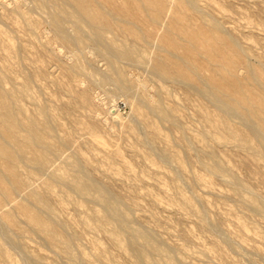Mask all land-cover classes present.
Returning <instances> with one entry per match:
<instances>
[{"label": "rangeland", "instance_id": "obj_1", "mask_svg": "<svg viewBox=\"0 0 264 264\" xmlns=\"http://www.w3.org/2000/svg\"><path fill=\"white\" fill-rule=\"evenodd\" d=\"M19 1L20 3L18 1H16L18 3H14V0H0V7H3V4H7L6 8L10 9L5 11L16 13L14 15H17L20 11L25 12V14L28 12L29 14L27 13L26 15L30 19L36 21L40 27L38 28V26H35L32 30L27 29L28 31L24 28L25 31L23 32L28 34L26 35L22 32L15 33V31H11L13 28L8 22V28L10 26L12 28L9 30L7 28V21H4V19H2L3 24L0 22V26L4 30L6 29L13 38V40L11 38L10 41H14L16 46L22 44L23 46L30 48L33 52L32 54L28 53V55L20 49V46H17L20 49L23 63L25 62L23 66L25 69L23 67V70L21 69L22 71L25 70V73L16 70L12 71L10 76L20 82L24 81L28 71L31 73L33 69L27 67V65L34 60L37 62L40 61V63L45 60V63L43 64L51 66L48 72L50 76L47 79H45L47 75L46 73L44 74L39 71L35 72L33 69L34 76L36 75V82L43 86L44 93L50 98V102L43 96L37 83L35 84L34 89L38 94L41 93V99H45L51 107H58L55 111L56 117L59 122L64 123L63 128L68 131V135L74 138L76 147H78L79 150V153L76 154V156H79L80 158L84 156L85 158H88L91 163H95V167L91 164L89 166L93 174L99 178V174L103 172V170L110 172V177H103L101 178L103 179L102 181L105 182L107 180L106 182H110L117 191L124 192L123 194L127 195V199L131 198L129 199L131 202L135 200L141 203L143 208L138 206L135 207L133 205L134 208H132L130 204L125 206L126 210L132 217V225L134 227H146L148 233L152 235L151 238L157 239L156 241L161 246L170 250V253L176 258L178 264H251L253 261L252 264H264V214L255 208L253 209L254 206L244 199V197L248 199L251 197H258L263 201H261V204H264V164L261 160H257V158L247 149L234 146L231 143L219 144L209 137L206 138L204 130H207L208 128L205 126L203 114L208 113L212 117L230 122L233 126L239 128L244 134L251 137L255 143H258L259 140H261L263 142L261 146L262 148H264V134L250 123L251 121L249 118L243 116L240 117L236 114L227 97H223L221 104H216L212 101L211 96L203 91L190 89L191 80L188 82L189 86L180 81L166 80L167 82H164V79L162 80V78L157 75L155 76V74L152 73L147 61L150 55L159 53L172 62L177 61L170 52L160 46V41L155 40L148 35V33L167 35L165 27L155 24L153 26L151 22L139 23L138 26L136 25L134 28L135 31L141 28L145 29L143 39H138V41H141V44L137 39H133L135 38L134 32L128 31L124 22L116 20L115 23L121 33L114 31L108 32L107 35L112 38L116 37L119 40V43L123 40L129 43H131L130 41H133V44H137L136 46L142 49L141 53L144 57L141 61L122 60L124 61L122 62L123 64L120 61L119 65L122 66V68L125 67V69L123 68L124 70L122 69V77L125 82H123V84L119 82L116 83L117 79L115 78L116 75L114 70L112 69L106 55L101 52L103 47L97 43L96 39L94 40V38H91L94 36L91 32H88L90 28L88 29L86 25L83 26L84 28L82 31L86 30L88 33H86V31L85 33L81 32V35L83 36V42L81 41L82 44L81 42L77 43V45L74 42H66L56 34L52 27L51 15L53 9L47 4V0H29L31 2H28L27 0ZM209 2H213L218 9L209 6L205 0H198L199 9L203 10H188L186 11V14L190 16L194 22L200 25L208 26L210 23L209 20L213 18V16H216L214 18H220L217 20L219 21L222 30L229 26H232L233 28L235 26L236 29L234 28L233 31H227V28L224 32L227 35L230 33L233 34V32L236 34L240 44L245 49V52H248L247 60L250 63L255 66L261 64L264 65V0H209ZM8 3H11L12 7L11 4L9 6ZM39 6L43 9H40ZM16 7L19 10L16 9ZM35 8L38 9L36 10ZM38 10L39 13L37 12ZM204 11L210 13H205L207 15H204ZM222 12L231 15V17L228 19L224 18ZM33 14L38 16L35 17ZM186 14L184 13L183 15ZM208 14H210V16ZM18 16H20V14H18ZM204 16L207 19H203ZM37 18L42 21L40 22ZM68 21H70L76 29L75 24L77 25V23H73L70 19H68ZM21 23L24 24V22ZM71 23L68 24L67 22L68 25ZM221 23L224 25L223 27L221 26ZM67 24L65 25V28H69L70 31L73 30L74 32L65 29L66 34L69 36L74 35L75 29H71ZM68 32L71 34H68ZM16 34L19 35L17 36ZM33 34V38L41 39H37L38 42L33 38L27 39L29 36L32 37L31 35ZM119 34H123L125 38L123 35L120 36ZM24 35L28 37L26 38ZM179 35L183 37L181 34ZM178 37L177 39L183 43V40ZM78 45L82 50H80V48L78 49ZM5 51V49H0V55H4ZM79 51L84 54L81 55ZM106 51L109 53L111 52L109 48H106ZM72 52L75 53V55ZM77 54L78 56H76ZM36 55L40 57L41 60H39ZM196 57L202 64L205 66L208 65V61L200 54H196ZM181 61L182 60L180 59V63H182ZM129 62L131 64L134 63L130 65ZM142 63H144V65H142ZM53 64L55 66H53ZM80 64H82L83 67L86 65L88 72H86V67H84L85 70L83 69V71H79V73L75 71L78 78L76 75L75 77L73 73L69 74L68 72L67 75L66 68H70L68 66L72 65L71 67H76V65ZM139 65L141 68H139ZM144 67L147 68L144 70ZM26 68L31 70H27ZM89 72L91 77L94 79L96 78V80L93 81V78L89 76ZM105 75L107 76V79ZM238 75L239 77H244L246 75V70L240 68ZM79 76L82 77V79L79 78ZM67 82L68 92L64 89ZM8 85L10 86L11 84L9 83ZM124 85L126 87H124ZM130 87L131 90H128ZM163 92H166V94ZM84 95H88V101H84ZM139 97L141 99H146L147 101L144 100L139 103ZM52 101H55V103ZM155 103H162L167 106L168 109H171L178 125H172L169 122L161 120L156 116L158 114L150 113L149 107L151 104ZM138 105L139 110L144 116L141 114L137 115L138 113L136 112H138ZM111 107L118 110V112L116 111L118 117L115 118L114 116L112 117L111 114L109 115L108 112ZM141 116L147 121L154 122L156 125H148L145 128V122ZM138 117L142 118H140L141 121H138ZM132 119H136V122H134L137 123V125H135ZM139 122H141L144 127L141 124L138 127ZM132 124L137 127L134 126L136 130L142 127L141 129L143 130H139V132L143 131L141 136H138L140 133L134 131V128L131 129V126H133ZM144 129L146 131H144ZM156 129H160L162 134L156 139L155 144H152V146L150 145L151 143L147 141H149L150 133L156 131ZM142 135L145 136V139L147 137L146 144H142L144 143ZM206 142L209 143L210 147L215 149L218 155L221 154L220 156H224L229 166H232V168L236 170V174L244 184L243 187L236 185L237 183L235 180L224 173L219 174L210 171L201 162L199 157L201 156L203 147L201 148L200 145L204 146ZM147 143L150 147H153V150L155 148V153L149 148V145L147 146ZM164 145L165 147L168 146L178 157L176 162H168L169 160L166 159L162 153ZM159 147H162V150H160L161 148ZM158 151H160V155L165 157L167 163L162 160L164 159L163 156H157L159 154ZM70 152L72 153V151ZM70 152H68L69 155L71 154ZM70 158L73 159V156ZM57 164L63 171H69L72 174H76L75 169L71 167L69 163L63 160H58ZM195 176L200 177L202 182L198 184L194 180ZM221 176L224 178L226 177L227 179H223ZM52 190V198L58 213L62 217L69 218L71 221L76 222V227L79 232H81V235L76 238L74 251L77 255L79 253V259H82L80 251L82 250L85 252L90 261L84 262V264L137 263L133 249H126L125 253H123L112 243L111 240L108 239L103 231H91L78 223L80 218L94 217L92 212L93 208H96L100 214H104L103 208L100 204L85 198L75 190L61 183H55ZM185 196L192 198L196 208L200 210L201 213H204L205 221L207 223L205 227L202 225L201 217L194 214L190 205L185 203ZM197 196L201 199L199 197L196 198ZM205 198L208 199L212 205H207L204 201ZM25 204L28 203L25 202ZM203 205H205V209L209 211V216L207 215L208 213L206 214V212H204L205 209H202ZM133 214L138 217L139 220H137ZM207 216L208 219L210 218L208 221L210 224L215 220L213 223L215 225L211 224L212 228H210V224L207 222ZM140 218L145 225L140 223ZM17 222L28 232L26 237L19 239L22 242L24 241L23 243L33 251L46 253L47 258L44 259L45 262L48 264H75L67 255L61 253L60 249L53 248L43 237H41V234L30 230L26 216L23 213L17 215ZM146 222H149V225ZM153 225L154 229L152 228ZM216 227L225 231L223 232V230ZM155 228L157 231H155ZM188 228L193 230L196 237H198L197 239H191L188 237ZM215 228L217 229V232ZM218 232H221V234L223 232V234L227 236L224 237V235H221L220 233L218 235ZM126 234L127 233L125 232V235ZM128 235L129 233L127 234V237ZM157 237H159L160 241H158ZM227 237L231 240H228ZM232 239H234V241ZM167 242L170 245H175L174 248L173 246L170 248V245L167 246ZM7 243L6 245L0 237V245L2 244V248L8 251L16 264H22V261L26 258L28 259L25 247L18 246V250V247L15 245L14 247L10 242ZM76 246L77 248H75ZM20 248L22 249L21 252ZM101 250L104 251L103 259L97 257ZM206 250L210 253H207ZM248 251L254 252L249 253ZM22 253L23 255L25 254L24 257H21ZM179 255H181L182 258H179ZM153 257L155 259H162V256H158V254H154ZM0 264H10L5 261L1 253Z\"/></svg>", "mask_w": 264, "mask_h": 264}, {"label": "bare ground", "instance_id": "obj_2", "mask_svg": "<svg viewBox=\"0 0 264 264\" xmlns=\"http://www.w3.org/2000/svg\"><path fill=\"white\" fill-rule=\"evenodd\" d=\"M14 1V3H20L19 0ZM27 1L31 2L29 0ZM47 1V4L53 9V13L51 15L52 27L54 28L56 34L64 41L74 42L77 45V43H80L83 38L81 32L85 33L86 31H82L84 28L83 26L86 25L88 29L90 28L88 32H91V34L94 36L91 38H94V40L96 39L97 43L101 45V47H103L101 52L106 55L110 65L112 66V69L114 70V73L116 75L115 78L117 79H115L117 81H115L116 83L119 82L123 84V82H125L123 81L124 78L122 77L125 67H123V69L122 66L119 65L120 61L121 63L124 62L122 60L141 61L144 58L141 53L142 49L140 47H137V44H133V41H130L131 43H129L123 40L119 43V40L116 37L112 38L107 35L108 32L114 31L121 33L115 23L116 20L124 22L127 30L134 32L135 38L133 39H137V41L138 39H143L145 35L144 28H141L143 30H134L136 25L138 26L139 23L151 22L153 26L155 24L165 27L167 35H161L158 33L156 35L148 33V35L153 37L155 40L160 41V46L170 52V54L174 56L177 61L172 62L159 53L150 55L147 61L149 63L150 69L152 70V73L155 74V76L157 75L158 77L162 78V80L164 79V82H167L166 80H172L176 82L180 81L181 83L189 86L188 82L191 80L190 89H194L195 91H203L204 93L211 96L212 101L216 104H221L223 97H227L232 104L233 111H235L236 114H238L240 117L243 116L249 118V120L251 121L250 123L257 127L264 134V65L261 64L263 62L260 61L261 65L255 66L247 60L248 52H245V49L240 44V41L238 40L236 34L234 32L233 34L230 33L234 30L235 26L234 28L232 26L227 27L228 29L223 28L224 30L227 29V31H230L229 33L231 35H227L220 27L218 21L220 18H214L216 16H213V18L209 20L210 23L208 24V26L200 25L194 22L192 18L186 14V11H202L203 9H199L200 7L198 6V0ZM205 1L209 6L217 8V6H215L213 2L211 3L209 2V0ZM14 3L12 2L13 5ZM8 4L10 6L11 3ZM6 5L7 4H3V7H0V22L2 23V19H4V21H7V28L10 23L13 29L10 26L8 28L9 30L11 28V31H15V33L22 32L28 35L26 32H23L25 31L24 28L26 29V31H28L34 29L35 26H38V28L40 27L39 24L36 23V21L30 19L26 15L28 12L25 14V12L20 11V13H18L20 14V16H18V14L14 15L16 13H9L5 11L10 9H7ZM39 8L41 9L42 7L39 6ZM16 9L18 8L16 7ZM35 9L37 10L38 8ZM205 11L203 12L204 15H207L205 13H210ZM37 12L39 13V10ZM184 13L186 15H183ZM208 15L210 16V14ZM222 15L227 19L231 17V15L225 14L223 12ZM37 16L38 15H36L35 17ZM38 18L37 20L40 21V19ZM68 19L73 21V23H77V25L75 24L76 29L73 27V24L68 21ZM203 19L207 18H205L204 16ZM21 22H24L26 27ZM67 22L68 24L71 23L72 25H68ZM66 24L68 27L70 26L71 29H75L74 35L69 36L66 34V30L68 31L69 29L65 28ZM221 26L223 27L224 25H222L221 23ZM70 32H68V34ZM88 32L86 31V33ZM179 34H181L183 37H181ZM119 35L121 36L123 34ZM31 36L32 37L29 36V38H27L28 36H26V38L32 39L34 34ZM176 36H179L180 39L183 40V43L180 42ZM123 37L125 38L124 35ZM11 38V35L6 31V29L4 30L0 26V49L6 50L4 52V55H0V237L2 238L4 243L6 244L7 242H10L13 246L15 245L16 247H25V249L27 250L28 259L26 258L27 260L25 259L24 261H22V264H48L44 261V259L47 258L46 253H43L41 251H33L23 243L24 241L22 242L19 239L26 237L28 233L27 230L22 228L17 222V215L19 213H23L26 216L30 230L41 234V237H43L53 248L60 249L61 253L67 255L69 259L75 264H84V262L90 261L84 251H80L82 259H79V253L77 255L74 251L76 238L81 235V232H79L76 227V222L71 221L69 218L62 217L56 210L55 203L52 198V189L55 183H61L75 190L85 198H88L91 201L100 204L103 208L104 214H100V212L96 208H93L92 212L94 214V217L80 218L78 223L82 224L84 227L91 231H103L108 239L111 240L112 243L116 245L123 253H125L126 249H133L137 260L136 264H178L176 258L170 253V250H167L163 246H161L156 241L157 239L151 238L152 235H150L146 227L143 226L145 224L143 223L141 218L140 223H142V226L145 228H141L139 225V227H134L132 225V217L126 210L125 206H127V204H130L132 208H134L133 206H138L141 208V203L135 200L131 202L129 200L131 198L127 199V195L123 194L124 192L117 191L110 182H106L107 180L105 182L102 181L103 179L101 178L110 177V172L103 170V172L99 174V178L98 176L93 174L89 166L91 164L95 167V163H91L90 160L88 158H85L84 156L81 158L79 156H76V154L79 153V150L78 147H76L74 138L68 135V131L64 130L63 128L64 123L59 122L56 117L55 111L58 107L53 108L50 104H48V102H46V100L50 102V98L44 93L43 86L36 82V75L34 76L33 69L35 70V72L39 71L44 74L46 73L47 75L45 79L49 78L50 75L48 72L51 66L43 64L45 63V60L43 62L41 61L42 63H40V61L37 62L33 59L34 61L27 65V67L33 68V72L31 71V73H29L28 71V74H26L24 81L20 82L10 76V73L12 71H22L23 68L25 69V67H23L25 62L23 63L20 49L27 54L33 53L30 48L23 46L22 44L19 45L21 47L19 49V46L17 45V47L14 41H10ZM138 42L141 43V41ZM79 48L80 47L78 45V49ZM106 48H109L111 52L109 53L108 51H106ZM80 50L82 49L80 48ZM73 54L75 55V53ZM83 54L81 53V55ZM196 54H200L204 59H206L208 61V65L205 66L204 64H202L200 60L197 59ZM76 56H78V54ZM30 57L32 58L31 55ZM36 57L38 56L36 55ZM38 58L39 60H41L40 57ZM180 59L182 60V63H180ZM132 64L130 63V65ZM60 65L63 66L62 64ZM142 65H144V63H142ZM53 66L55 65L53 64ZM71 66H68L70 67L69 69L66 68L67 75L69 72V74L73 73L74 76H77L76 72L79 73V71H83L84 67H86V65H84L83 67L82 64L76 65V67ZM139 68H141L140 65ZM145 68L147 67H144V70ZM240 68L246 70V75L244 77H239L240 74L238 75V71ZM26 69L28 70L29 68ZM24 71L22 72L25 73ZM86 72H88V70ZM89 76L91 77L90 72ZM79 78L82 79V77L80 76ZM94 80H96V78H93V81ZM9 83L11 84L10 86L8 85ZM36 83L39 85L41 92L46 100L43 99V101L41 99V93L38 94L34 89ZM124 87L126 86L124 85ZM64 89L68 92V82L65 84ZM128 90H131V87ZM163 93L166 94V92ZM84 97V101H88V95H84ZM144 100L146 99L140 98L138 102L141 103ZM52 102L55 103V101ZM137 110V115L141 114L144 116V114L139 110V105L137 107ZM149 110L152 114H158L156 116H158L161 120L169 122L172 125H178L176 118L172 114L173 111L171 109H168L164 104H151ZM116 111L118 112V110L111 107L108 113L109 115L111 114L112 117L114 116L116 118L118 117V113H116ZM143 116L141 117L143 118ZM140 118L139 120H137L141 121ZM203 119L205 120V126L208 128L207 130H204L206 138L209 137L219 144L231 143L234 146L247 149L254 155V157L257 158V160H261L264 164V148L261 147L263 143L261 140H259L258 143H255L251 137L244 134L239 128L233 126L230 122L212 117L208 113L203 114ZM132 121L136 122V119H132ZM143 121L145 122V128L148 125H156L154 122L147 121L145 118H143ZM140 124L142 125V123L139 122L138 127ZM135 125H137V123H135ZM135 125L131 126L132 128H130H134V131H138V133H140L138 134V136H141L143 131L139 132V130H143L141 129L142 127L136 130L137 127ZM144 131L146 130L144 129ZM161 134V130L156 129V131L150 133L149 141L147 142L151 143L150 145L155 144L156 139L160 137ZM142 136V139L145 140H143L144 143L142 144H146L145 142L147 140V137L145 139V136ZM148 145L149 144L147 143V146ZM150 145L149 148L153 150V147H150ZM200 147H203L202 152L198 148L197 149L201 152V158L199 156L198 157L210 171L219 174L224 173L225 175L233 178L237 183L236 185H239L240 187L244 186L242 180L236 174V170H234L232 166H229L224 156H220L221 154L218 155L215 149L210 147L209 143L207 142L204 146L200 145ZM159 148H161L160 150H162V147ZM70 151H72V153ZM68 152H70L71 154L69 155ZM153 152H156L155 148ZM158 152V157L163 156L160 155V151ZM162 153L164 154L166 159L169 160V163H172L170 161H173L174 163L178 160V157L172 152V150H170L168 146L165 147L164 145ZM71 156H73V159L70 158ZM165 157L162 160H164V162L166 161L167 163ZM58 160H63L69 163V165L75 169L76 174H72L69 171H63L62 168L57 164ZM222 177L223 176H221V178ZM194 178V180L198 184L202 182V179L200 177L195 176ZM223 179L227 178L223 177ZM198 197L199 196H197L196 198ZM185 198V203L190 205L191 209L194 211V214H197V216L199 215V217H201L202 225L205 227L207 223L205 221L204 213H201V211L196 208L192 198L187 196H185ZM244 199H246L254 206L253 209L255 208L264 214V204H261V198L259 199L258 197H251L248 199L244 197ZM204 201L207 205H212V203H210L208 199L205 198ZM25 202H27L28 204H25ZM203 206L202 209H205V205ZM204 212H206V214L208 213L207 215L209 216V211L205 209ZM134 217L139 220L135 215ZM209 220L210 218L207 220V222ZM214 221L211 223L212 225H215L213 224ZM211 224L210 228H212ZM153 227L154 225L152 226V228ZM188 229V237L191 239H197L198 237H196L193 230L191 228ZM155 231H157L156 228ZM224 231L225 230H223V232ZM125 232L127 234L129 233L128 237L127 234L125 235ZM219 233L221 234V232H218V235ZM223 235L224 237L227 236L225 234ZM157 238L158 241H160L159 237ZM228 240L231 239L228 238ZM232 240L234 241V239ZM169 245L170 244H168L167 246ZM172 246L173 245H170V248ZM75 248H77V246ZM18 250L17 252L19 253ZM21 251L22 249L20 248V252ZM23 252L25 253L24 250ZM248 252L252 253L254 251ZM0 253L4 257L5 261L9 262L10 264H16L8 251L2 248V244L0 245ZM207 253L210 252L207 251ZM154 254H158V256L161 255L162 259H155L153 257ZM24 255L22 253L21 257H24ZM97 257L99 259H103L104 251H99ZM180 257L181 255H179V258Z\"/></svg>", "mask_w": 264, "mask_h": 264}]
</instances>
